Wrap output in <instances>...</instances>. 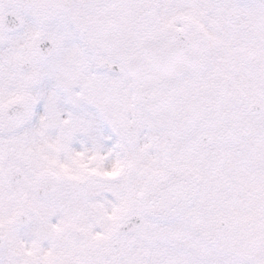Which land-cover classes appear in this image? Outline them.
Returning <instances> with one entry per match:
<instances>
[{"label": "snow or ice", "instance_id": "1", "mask_svg": "<svg viewBox=\"0 0 264 264\" xmlns=\"http://www.w3.org/2000/svg\"><path fill=\"white\" fill-rule=\"evenodd\" d=\"M0 264H264V0H0Z\"/></svg>", "mask_w": 264, "mask_h": 264}]
</instances>
